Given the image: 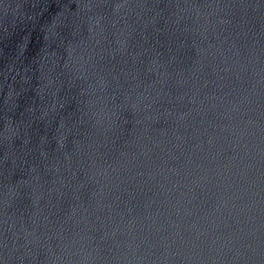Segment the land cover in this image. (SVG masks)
<instances>
[{"label": "water", "instance_id": "95a60500", "mask_svg": "<svg viewBox=\"0 0 264 264\" xmlns=\"http://www.w3.org/2000/svg\"><path fill=\"white\" fill-rule=\"evenodd\" d=\"M0 264H264V0H0Z\"/></svg>", "mask_w": 264, "mask_h": 264}]
</instances>
